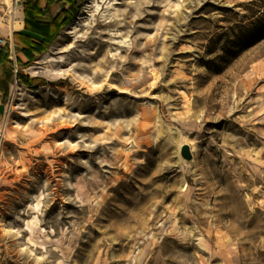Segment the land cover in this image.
Returning a JSON list of instances; mask_svg holds the SVG:
<instances>
[{"label": "rangeland", "instance_id": "1", "mask_svg": "<svg viewBox=\"0 0 264 264\" xmlns=\"http://www.w3.org/2000/svg\"><path fill=\"white\" fill-rule=\"evenodd\" d=\"M59 4L0 0V264H264V0Z\"/></svg>", "mask_w": 264, "mask_h": 264}, {"label": "trees", "instance_id": "2", "mask_svg": "<svg viewBox=\"0 0 264 264\" xmlns=\"http://www.w3.org/2000/svg\"><path fill=\"white\" fill-rule=\"evenodd\" d=\"M63 4V9L61 12H71L74 4V0H59ZM25 3V28L22 37L27 40V44L18 48L29 59L34 58V53L41 52L48 47L49 38L52 36L51 31L57 30V16L53 18L51 22H42L38 12L33 7L30 1ZM67 5V7H66ZM20 35V34H19ZM18 35V36H19ZM14 71V67L12 68ZM17 76L21 77L22 74L17 72Z\"/></svg>", "mask_w": 264, "mask_h": 264}, {"label": "crops", "instance_id": "3", "mask_svg": "<svg viewBox=\"0 0 264 264\" xmlns=\"http://www.w3.org/2000/svg\"><path fill=\"white\" fill-rule=\"evenodd\" d=\"M23 3L26 1H30L35 8V10L38 12L41 19H44L45 16H49L50 14H53L55 8L59 6L60 1L59 0H21ZM24 20L25 17L22 20V28H24Z\"/></svg>", "mask_w": 264, "mask_h": 264}, {"label": "water", "instance_id": "4", "mask_svg": "<svg viewBox=\"0 0 264 264\" xmlns=\"http://www.w3.org/2000/svg\"><path fill=\"white\" fill-rule=\"evenodd\" d=\"M182 156L185 158V159H191L192 158V155L190 153V148L189 146H184V148L182 149Z\"/></svg>", "mask_w": 264, "mask_h": 264}]
</instances>
